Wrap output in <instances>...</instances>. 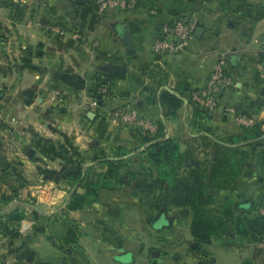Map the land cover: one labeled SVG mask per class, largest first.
<instances>
[{
  "label": "crops",
  "instance_id": "0c3cea01",
  "mask_svg": "<svg viewBox=\"0 0 264 264\" xmlns=\"http://www.w3.org/2000/svg\"><path fill=\"white\" fill-rule=\"evenodd\" d=\"M22 1V26L0 20V127L6 133L0 175L15 176L9 188H0V264H257L262 249L234 228L261 206L254 201L253 172L226 189H209L210 208L222 209L227 200L237 204L240 190L251 203L234 206L228 230L200 244L192 209L168 198L172 183L162 181L145 134L112 111L132 104L158 121L179 146L184 176L207 168L217 148L264 149V0H145L135 10L105 14L78 0ZM8 2L18 3L0 0V15ZM71 8L87 47L82 40H61L50 28L52 15ZM181 14L197 16L203 31L180 54H155L163 26ZM126 28L136 41L133 54L122 43ZM115 64L126 71L114 72ZM218 65L232 84L221 90L219 106L205 113L192 92ZM100 70L108 74L102 75L108 92L101 100L92 93ZM168 93L175 100L166 99ZM228 107L259 123L261 143L243 139L249 127ZM80 165L82 181L75 182ZM88 179L108 184L82 208H68ZM16 213L24 216L19 222ZM24 221L32 224L27 232Z\"/></svg>",
  "mask_w": 264,
  "mask_h": 264
},
{
  "label": "trees",
  "instance_id": "16d2710c",
  "mask_svg": "<svg viewBox=\"0 0 264 264\" xmlns=\"http://www.w3.org/2000/svg\"><path fill=\"white\" fill-rule=\"evenodd\" d=\"M83 3L97 11L94 0H84ZM12 5L14 4L8 3L9 7ZM52 24L67 26L62 16H58L55 20H52ZM73 28H76V26H73ZM57 36L61 40L65 39L61 35ZM99 72L100 74L94 77L95 80L93 82L92 93L95 98L101 100L104 97V93L100 91V88L108 85L107 78H103L102 75L107 77L108 74L102 70ZM111 76L112 75H109V77ZM165 96L166 99L175 100V97L170 93ZM198 109L206 113L203 109L199 107ZM159 126L160 129L154 136L143 135L144 142L148 144L150 159L154 165L160 168V175L164 184L169 181V183H172L170 191L166 188L168 198L180 205L191 207L193 212V234L198 238L200 244H209L212 235H222L228 230L231 222V215L234 212V206L238 205L241 207L251 203L250 197L245 195L243 190H240L237 204L227 200L226 206L222 209L210 208L208 204L211 203L214 198L209 192V189H216L217 191L226 189L241 179L246 178V174L249 171L248 164L252 163L254 159H258L259 173L260 176L264 178V149L257 152H255V150L251 153L245 150H222L221 148H217L214 152V160L207 168L193 170L191 173L184 176L178 170L180 166L179 160L181 158L179 146L171 139H167L165 137L164 127L161 126L160 123ZM136 133L142 136V133L138 130ZM262 135L263 132L258 123L248 128L243 139L261 143ZM116 174L117 169L114 168L110 175L115 176ZM247 176H249V174ZM4 177H8V175H0V185ZM71 178L75 182L82 181L81 165L77 171L73 172ZM263 181H261L262 184L264 183ZM85 182L86 191L84 193H75L68 208H82L89 203L92 198L98 195L100 188L108 184L107 181L101 179L91 181L88 179L85 180ZM263 196L264 195H261L258 199L259 205L263 203ZM3 197L5 200L10 199L6 197V195ZM23 217L22 214L16 213L13 219L19 222ZM234 228L240 234L241 239H248L256 243L263 237L262 235H264V215L259 212H256L252 216L243 215L237 219ZM247 264L253 263L248 261Z\"/></svg>",
  "mask_w": 264,
  "mask_h": 264
},
{
  "label": "built area",
  "instance_id": "2783aa9c",
  "mask_svg": "<svg viewBox=\"0 0 264 264\" xmlns=\"http://www.w3.org/2000/svg\"><path fill=\"white\" fill-rule=\"evenodd\" d=\"M145 0H94L97 12L105 14L118 10H135L139 8ZM200 20L195 15L181 14L174 21L166 23L163 26L162 34L152 45V51L158 55L180 54L188 49L195 36V32L199 26ZM51 26V25H50ZM53 33L63 36L65 39L82 40L88 45V40L82 36L79 30L73 26H61L53 24L51 27ZM67 39V40H68ZM97 42L92 46H97ZM232 84L231 80L224 77L221 65H218L211 72L206 85L192 92V102L195 106L203 109L206 112H211L219 106L220 92L222 89L229 87ZM174 88V86H172ZM100 91L107 94V86H102ZM97 105V101H94ZM228 110V111H227ZM227 113L235 115V119L239 124L246 127L253 126L255 119L251 116L235 114L234 107L226 108ZM112 116L119 122L129 126L134 130L149 136H154L158 133L160 126L159 122L143 116L137 107L132 104L118 107L112 111ZM258 212L264 215V200L258 208ZM30 221H24L21 230L27 232L31 228ZM144 264H152L145 262Z\"/></svg>",
  "mask_w": 264,
  "mask_h": 264
},
{
  "label": "rangeland",
  "instance_id": "374dc122",
  "mask_svg": "<svg viewBox=\"0 0 264 264\" xmlns=\"http://www.w3.org/2000/svg\"><path fill=\"white\" fill-rule=\"evenodd\" d=\"M17 2L18 3L12 5L9 9L6 8V9L1 10L2 12L4 11V13L0 15V16H2L1 19H0L2 26H15V23L13 22V20H15L17 22V24H18L17 26H22L21 22H18V21L20 20L21 16L23 15V12H24V10H23L24 6L22 5V2L23 1L22 0H17ZM78 2H84V0H78ZM8 3H6V4L8 5ZM48 7H50V6H48ZM6 10H8V12ZM69 10H70V12L68 10H65L64 13H61L60 14V12H59L57 15L56 14L55 15H52L51 24L50 25L51 26L53 25L52 24V20H55L58 16H62L63 19L65 20V24L67 26H77V29L79 30L80 34L82 36H84L83 27H82L79 19H76V17L74 16V14H73V8H71ZM5 11L7 13H5ZM67 39H65V40H67ZM78 41H80V39H78ZM91 42H92V44L95 43V41H91ZM84 46L87 47L86 44ZM97 46H98V44H97ZM3 117H4V114L0 110V120H2ZM5 134H6L5 133V130L0 127V137H2V136L4 137ZM4 139H6V137H4ZM0 141L2 142V139H0ZM6 145H7V142H3V150H6L5 149V146ZM261 150H263V149H261ZM1 156H3V152L0 151V157ZM256 161H257V164H258V159ZM257 164L256 163L254 165H252V163L248 164L249 171L250 172H253L252 176L250 177L251 187H253L254 189L257 188V190H258L256 192V194H255V200H254L255 203H258L259 197L261 195H264V183L263 184L261 183L262 176H260V173H259L258 169L256 168ZM12 178L14 180L15 179V176H11L10 178L9 177L2 178V182H1L0 188L1 189L2 188H7V187L9 188L10 187V181H11ZM262 236L263 237L258 242H256L257 248L263 250V251L261 250V252L258 253V255H257V260H256V263L257 264H264V235H262ZM250 243H253L254 244L255 242L252 241ZM236 264H239V261L238 260H237V263Z\"/></svg>",
  "mask_w": 264,
  "mask_h": 264
},
{
  "label": "water",
  "instance_id": "95a60500",
  "mask_svg": "<svg viewBox=\"0 0 264 264\" xmlns=\"http://www.w3.org/2000/svg\"><path fill=\"white\" fill-rule=\"evenodd\" d=\"M202 31H203V28H197L195 33L197 35H200V33ZM122 43L128 47V53L129 54H133L136 51V49H135L136 41H135V39H134V37H133V35H132V33H131L129 28H126L125 34H124V36L122 38ZM112 70L114 72H116V73H124L126 71V68H125L124 65L115 64V65H113V69ZM33 153H34L33 150H31L29 154L33 155Z\"/></svg>",
  "mask_w": 264,
  "mask_h": 264
}]
</instances>
